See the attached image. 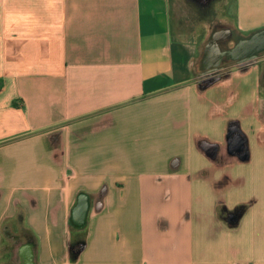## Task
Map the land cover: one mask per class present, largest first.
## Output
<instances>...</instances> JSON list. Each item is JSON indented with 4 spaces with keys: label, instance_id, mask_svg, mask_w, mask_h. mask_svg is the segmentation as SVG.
<instances>
[{
    "label": "crops",
    "instance_id": "obj_1",
    "mask_svg": "<svg viewBox=\"0 0 264 264\" xmlns=\"http://www.w3.org/2000/svg\"><path fill=\"white\" fill-rule=\"evenodd\" d=\"M262 30L264 0H0V264H264V48L228 53Z\"/></svg>",
    "mask_w": 264,
    "mask_h": 264
},
{
    "label": "water",
    "instance_id": "obj_2",
    "mask_svg": "<svg viewBox=\"0 0 264 264\" xmlns=\"http://www.w3.org/2000/svg\"><path fill=\"white\" fill-rule=\"evenodd\" d=\"M213 41H210L206 47V58H209L211 53V45ZM264 48V30L256 31L252 35L242 38L237 41L233 48L228 49L229 56H246L253 57L256 55L258 50ZM224 49V48H223ZM225 52V51H224ZM228 53L226 55L228 56ZM248 53V54H246ZM225 54V53H224ZM219 66L218 64H216Z\"/></svg>",
    "mask_w": 264,
    "mask_h": 264
},
{
    "label": "rangeland",
    "instance_id": "obj_3",
    "mask_svg": "<svg viewBox=\"0 0 264 264\" xmlns=\"http://www.w3.org/2000/svg\"><path fill=\"white\" fill-rule=\"evenodd\" d=\"M199 6H200V7H199ZM199 6H194V8H195L194 10H196V11L198 12V10L201 9V12H203V11H206L207 13L210 12L208 6H206V7L203 6V5H199ZM202 6H203V7H202ZM198 13H199V12H198ZM221 46H223V48L226 49V45H225V43H222Z\"/></svg>",
    "mask_w": 264,
    "mask_h": 264
}]
</instances>
